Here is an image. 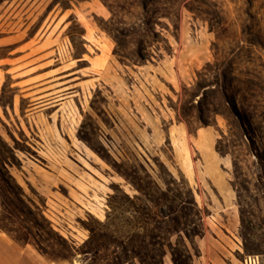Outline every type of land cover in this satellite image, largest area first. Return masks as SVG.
<instances>
[{
	"label": "rangeland",
	"instance_id": "rangeland-1",
	"mask_svg": "<svg viewBox=\"0 0 264 264\" xmlns=\"http://www.w3.org/2000/svg\"><path fill=\"white\" fill-rule=\"evenodd\" d=\"M206 236L264 262V0L0 5V264H206Z\"/></svg>",
	"mask_w": 264,
	"mask_h": 264
},
{
	"label": "crops",
	"instance_id": "crops-1",
	"mask_svg": "<svg viewBox=\"0 0 264 264\" xmlns=\"http://www.w3.org/2000/svg\"><path fill=\"white\" fill-rule=\"evenodd\" d=\"M198 135H199V138L201 137V142H202L203 146L204 147L206 145L208 146L206 149V160L214 171V175H213V177H211V180H212L213 184L215 185V189L218 193L225 194L227 192L228 188L225 187V185H223L220 182L222 180V177L219 174L218 170L216 169L221 164L222 159L217 155V152L215 151L214 143L210 142L209 145L207 144L208 143L207 139H208V136L210 135V133L208 131H203V133H202V131L199 130ZM226 161H227V159H226ZM197 244H198V246L201 250V253H202L200 259L205 258L207 261L206 264H218V258H216L217 254L213 253L214 249L209 244L208 236H206L205 238L200 240ZM164 264H171V263H169L167 258H165ZM195 264H202V263L201 262H195ZM225 264H226V262H225Z\"/></svg>",
	"mask_w": 264,
	"mask_h": 264
},
{
	"label": "trees",
	"instance_id": "trees-1",
	"mask_svg": "<svg viewBox=\"0 0 264 264\" xmlns=\"http://www.w3.org/2000/svg\"><path fill=\"white\" fill-rule=\"evenodd\" d=\"M6 1H13V0H0V5H2L4 2ZM249 43L251 45H255L254 41H249ZM217 66L221 67L222 64L220 63V59H217ZM224 97L225 100L227 102L228 107L230 106V108L228 109L229 111V116L234 115L236 117V119L240 122L241 124V128L243 130V132L245 133V136L247 138H249V133L252 131L253 134H255L254 129L252 127V123H251V118H249L248 113H245L244 115H242V113L239 110L238 104L237 102H235V100H233V98L230 97V95L227 92H224ZM179 117H181V114L178 115ZM229 118V117H227ZM217 151L220 153L221 149L219 146H217Z\"/></svg>",
	"mask_w": 264,
	"mask_h": 264
},
{
	"label": "built area",
	"instance_id": "built-area-1",
	"mask_svg": "<svg viewBox=\"0 0 264 264\" xmlns=\"http://www.w3.org/2000/svg\"><path fill=\"white\" fill-rule=\"evenodd\" d=\"M242 264H264V262L259 256H248Z\"/></svg>",
	"mask_w": 264,
	"mask_h": 264
}]
</instances>
